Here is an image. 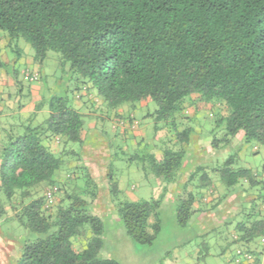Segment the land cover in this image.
<instances>
[{
	"label": "trees",
	"instance_id": "16d2710c",
	"mask_svg": "<svg viewBox=\"0 0 264 264\" xmlns=\"http://www.w3.org/2000/svg\"><path fill=\"white\" fill-rule=\"evenodd\" d=\"M0 32L9 43L23 38L39 64L48 52L59 54L81 90L89 97L94 92L107 110L153 102L155 130L167 131L166 144L182 145H163L159 159L143 157L161 181L172 182L183 163L192 129L179 128L188 122V106L214 108L223 134L212 135L213 148L240 135L246 144L264 146V0H0ZM48 110L42 123L8 126L0 135V196L23 229L41 236L24 242L15 264H120L101 256L104 225L85 200L96 197L89 173L76 167L66 188L59 186L62 156L79 158L66 145L81 142L82 116L67 97L50 99ZM54 140L60 151L50 148ZM236 163L229 156L216 169L197 167L189 175L176 206L180 226L244 195L251 209L234 226L233 242L264 238V174ZM79 179L84 188L68 190ZM159 206L154 199L118 204L125 233L137 244L155 240ZM76 240H83L79 249ZM257 246L245 251L248 264H264V241Z\"/></svg>",
	"mask_w": 264,
	"mask_h": 264
},
{
	"label": "rangeland",
	"instance_id": "374dc122",
	"mask_svg": "<svg viewBox=\"0 0 264 264\" xmlns=\"http://www.w3.org/2000/svg\"><path fill=\"white\" fill-rule=\"evenodd\" d=\"M0 37L6 38L5 46L0 47V61L3 63L0 73L8 75L13 81L0 86V124L8 127L31 121L33 125H38L49 115L48 101L57 97H67L70 105L82 116L84 128L81 142L66 145V150L75 152L79 158L70 153L62 156L64 165L58 172V181L59 186L65 189L66 186L62 184L68 176L73 175L76 167L85 169L92 178L96 197L91 200L87 196L85 200L89 204V211L98 216L104 225L103 258L114 259L120 264L249 263L245 251L258 248L257 244L264 238L248 245L233 242L234 226L251 209V203L244 195L237 196V199L234 195L229 196L215 211L195 215L184 227L176 220V206L184 183L197 167L211 171L220 167L229 156H235L237 167L251 169L263 176L264 146L246 144L240 135L224 146L213 148L212 135L220 138L223 134V129L215 126L216 113L214 117L211 116L214 108L206 104H199L195 108L188 106L185 111L188 122L179 128V131L184 127L192 129L189 142L183 145V163L172 182L161 181L148 170L143 157L147 154L160 156L163 145L173 150L181 149L182 145L172 140L166 144L169 135L164 137L159 134L161 130H155L154 121L149 116L156 109L153 102L125 104L115 111L107 110L94 92L89 97L81 90L76 76L68 67L63 68L59 54L48 52L46 59L39 64L34 59L33 48L23 38L9 43L5 33L0 32ZM27 76H34L36 80H30ZM37 106L40 107L38 111L35 110ZM120 110L123 113H119ZM217 110L222 111L220 107ZM119 114L123 116L114 118ZM117 124L126 132L123 133L125 138L112 133V127L116 128ZM57 146V151H60V145ZM74 163L77 165L71 166ZM213 178L217 191L223 194L224 187ZM71 185L67 187L68 190L84 188L81 179ZM241 185L247 188L244 183ZM251 193L255 195L256 192ZM152 199L160 200V231L152 244L140 245L125 233L116 209L121 202ZM0 208V264H15L24 242L34 241L41 236L26 231L18 224L2 196ZM82 243L83 240H76L75 247L79 249Z\"/></svg>",
	"mask_w": 264,
	"mask_h": 264
},
{
	"label": "crops",
	"instance_id": "0c3cea01",
	"mask_svg": "<svg viewBox=\"0 0 264 264\" xmlns=\"http://www.w3.org/2000/svg\"><path fill=\"white\" fill-rule=\"evenodd\" d=\"M0 47H4L5 46V43H6V38L5 37H3V38H1L0 37ZM8 75H6V74H3V73H0V86L1 85H3V84H8V83H12L13 81H12V79H9V77H7ZM39 87L37 88V91H39ZM8 98H6V100H7ZM123 113V110H120V112L119 113ZM126 114V113H125ZM124 114V115H125ZM127 115V114H126ZM0 117H2V112H1V107H0ZM130 117L131 118H134V116L132 115V114H130ZM1 120V119H0ZM114 121H115V119L113 120V123H114ZM113 125H115V124H113ZM6 127V125L4 124H0V135H1V131H2V129H4ZM125 131H124V129L123 128H120V126H118V124H117V127L115 128L114 126L112 127V133L113 134H116V135H119V136H122L123 138H125L126 136H124L123 135V133H124ZM125 134H126V132H125ZM159 134H161L162 136H164V137H168V134H167V131L164 129V130H161L160 132H159ZM165 134V135H164ZM57 145H59L58 144V142H57V140H54V141H52L51 143H50V148L54 151V152H57V149H58V146ZM156 157V156H155ZM157 159H159L160 158V156H158V157H156ZM75 165H77V164H71V166H75ZM94 173H95V167H94ZM215 188L217 189V187H216V185H215ZM217 191V190H216ZM217 194L218 193H216L215 192V194H214V198H216L217 197ZM209 199H211V198H209Z\"/></svg>",
	"mask_w": 264,
	"mask_h": 264
},
{
	"label": "built area",
	"instance_id": "2783aa9c",
	"mask_svg": "<svg viewBox=\"0 0 264 264\" xmlns=\"http://www.w3.org/2000/svg\"><path fill=\"white\" fill-rule=\"evenodd\" d=\"M28 77V76H27ZM30 80H36V77H34V76H31V77H28ZM46 196L48 197V198H51V196H52V193H51V191H47L46 192Z\"/></svg>",
	"mask_w": 264,
	"mask_h": 264
}]
</instances>
